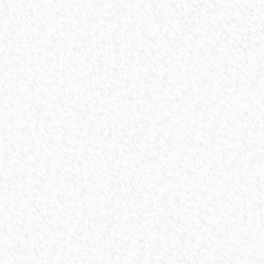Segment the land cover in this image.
Returning <instances> with one entry per match:
<instances>
[{"label":"snow or ice","instance_id":"1","mask_svg":"<svg viewBox=\"0 0 264 264\" xmlns=\"http://www.w3.org/2000/svg\"><path fill=\"white\" fill-rule=\"evenodd\" d=\"M0 264H264V0H0Z\"/></svg>","mask_w":264,"mask_h":264}]
</instances>
